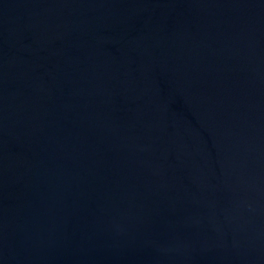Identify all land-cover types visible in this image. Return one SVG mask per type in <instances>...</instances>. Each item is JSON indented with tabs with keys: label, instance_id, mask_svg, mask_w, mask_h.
Here are the masks:
<instances>
[{
	"label": "water",
	"instance_id": "1",
	"mask_svg": "<svg viewBox=\"0 0 264 264\" xmlns=\"http://www.w3.org/2000/svg\"><path fill=\"white\" fill-rule=\"evenodd\" d=\"M0 264H264V0H0Z\"/></svg>",
	"mask_w": 264,
	"mask_h": 264
}]
</instances>
